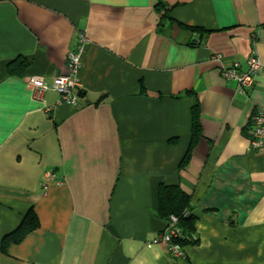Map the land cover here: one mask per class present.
Instances as JSON below:
<instances>
[{"label":"crops","instance_id":"0c3cea01","mask_svg":"<svg viewBox=\"0 0 264 264\" xmlns=\"http://www.w3.org/2000/svg\"><path fill=\"white\" fill-rule=\"evenodd\" d=\"M82 35L81 106L34 98L28 77L51 83ZM252 50L263 68L240 92L218 67ZM259 107L264 0H0V264H264ZM160 183L191 196L183 257L149 243ZM30 207L38 227L2 251Z\"/></svg>","mask_w":264,"mask_h":264},{"label":"built area","instance_id":"2783aa9c","mask_svg":"<svg viewBox=\"0 0 264 264\" xmlns=\"http://www.w3.org/2000/svg\"><path fill=\"white\" fill-rule=\"evenodd\" d=\"M80 43L75 48H70L66 55V71L58 73L51 83L45 82L41 77L30 76L27 81L32 86L34 98L41 99L43 93L48 90H54L59 94V102L70 105L74 108L81 106L80 89L81 83L78 77V71L81 66V55L84 49V35L80 38ZM216 60L220 59V55L215 56ZM263 64L257 54L252 50L247 58L246 67L241 69L238 61H234L229 65L220 63L218 70L225 79H233L237 83L240 92H244L253 84L256 74L262 70ZM50 108L46 110L49 111ZM250 146L251 149H260L264 144V107H259L250 118ZM51 175L47 174L41 186H48ZM182 230L177 225V217L173 214L169 215L164 228L159 231L150 240V244H162L167 252L173 257H183V247L179 239H182Z\"/></svg>","mask_w":264,"mask_h":264},{"label":"trees","instance_id":"16d2710c","mask_svg":"<svg viewBox=\"0 0 264 264\" xmlns=\"http://www.w3.org/2000/svg\"><path fill=\"white\" fill-rule=\"evenodd\" d=\"M28 61L23 57H17L7 64V70L10 74L21 75ZM81 92V91H80ZM79 92V94H80ZM201 129L198 122L197 110L192 111V128H191V142L188 151L180 161L179 166L183 167L188 159L189 151L195 143L197 137L200 135ZM190 194L185 192L180 185H166L160 183L157 188V210L158 214L168 219L169 215L173 214L177 217V225L182 230V239H179L183 245L195 244L198 238L195 235V221L196 217L191 213L190 207ZM39 225L38 217L30 207L25 213L20 224L10 233L5 235L1 241V250L6 251L10 243H19L23 238L32 230L36 229Z\"/></svg>","mask_w":264,"mask_h":264}]
</instances>
